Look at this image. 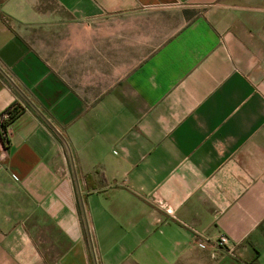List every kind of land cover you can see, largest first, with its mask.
Instances as JSON below:
<instances>
[{"label":"crops","instance_id":"0c3cea01","mask_svg":"<svg viewBox=\"0 0 264 264\" xmlns=\"http://www.w3.org/2000/svg\"><path fill=\"white\" fill-rule=\"evenodd\" d=\"M14 103L0 264H264V0H0Z\"/></svg>","mask_w":264,"mask_h":264},{"label":"built area","instance_id":"2783aa9c","mask_svg":"<svg viewBox=\"0 0 264 264\" xmlns=\"http://www.w3.org/2000/svg\"><path fill=\"white\" fill-rule=\"evenodd\" d=\"M7 118V114H1L0 115V126L4 123V121L6 120ZM4 134V132H3ZM229 239L226 235H220L218 236L216 239H213V240H210V239H207V238H203L200 242H199V246L201 248H207L209 245H212V246H215V247H218V248H227L228 251H230L229 249Z\"/></svg>","mask_w":264,"mask_h":264},{"label":"trees","instance_id":"16d2710c","mask_svg":"<svg viewBox=\"0 0 264 264\" xmlns=\"http://www.w3.org/2000/svg\"><path fill=\"white\" fill-rule=\"evenodd\" d=\"M23 110V106L14 103L10 105L4 112V114H7V118L4 121V123L1 125L0 135L3 140H6V138L3 136L6 133L7 125L15 119ZM4 132V134H3Z\"/></svg>","mask_w":264,"mask_h":264},{"label":"rangeland","instance_id":"374dc122","mask_svg":"<svg viewBox=\"0 0 264 264\" xmlns=\"http://www.w3.org/2000/svg\"><path fill=\"white\" fill-rule=\"evenodd\" d=\"M47 6L51 7V9L56 8L53 2L47 3ZM55 21L61 22V23L56 22L55 24H73L71 23V21H73V18H71V16L64 13L63 11H58ZM51 24H54V23H51Z\"/></svg>","mask_w":264,"mask_h":264},{"label":"water","instance_id":"95a60500","mask_svg":"<svg viewBox=\"0 0 264 264\" xmlns=\"http://www.w3.org/2000/svg\"><path fill=\"white\" fill-rule=\"evenodd\" d=\"M5 76H6V74H4ZM55 129V128H54ZM55 131L59 134V136L61 137V138H63L62 137V135L55 129ZM94 262H95V264H97V262H96V259H95V255H94Z\"/></svg>","mask_w":264,"mask_h":264}]
</instances>
